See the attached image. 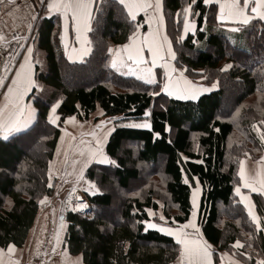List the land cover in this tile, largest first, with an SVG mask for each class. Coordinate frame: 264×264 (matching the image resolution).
<instances>
[{"label": "trees", "instance_id": "trees-1", "mask_svg": "<svg viewBox=\"0 0 264 264\" xmlns=\"http://www.w3.org/2000/svg\"><path fill=\"white\" fill-rule=\"evenodd\" d=\"M161 2L165 32L176 53L173 65L191 81L200 80L205 86L215 81L217 87L196 100L173 98L161 91V68L155 69L156 83L149 85L111 67L109 47L127 42L142 18L130 20L118 0L96 3L88 33L91 51L81 62L66 58L56 18L40 19L37 47L44 54V65L36 64L38 83L29 94L35 119L7 140L0 137L1 247L24 243L39 201L54 193L48 163L64 119L75 115L86 120L100 107L104 117L118 118L116 123L147 119L151 128L115 125L104 151L116 164L91 162L85 169V178L95 182L99 191L85 192L91 217L65 213L64 243L70 253L81 254L85 264H168L179 245L157 229L145 230L146 210L156 212L159 199L168 225L186 222L190 188L197 179L198 221L206 240L218 249L246 252L249 264L264 255V196L249 193L262 222L263 229L257 230L233 191L240 181V154L257 158L251 154L260 139L255 123L264 134L260 123L264 120V21L255 17L248 25L234 23L241 30L233 32L216 19L215 3L196 0L188 14L195 28L183 33V8L192 0ZM225 63L232 67L220 71ZM92 74L86 83L71 86L64 80ZM232 92L228 110L221 113L223 99ZM57 101L53 115L58 121L53 124L48 113ZM158 163L164 178L161 188L145 175ZM135 192L139 195H132ZM112 207H117L114 218L103 212ZM237 239L241 248L233 247Z\"/></svg>", "mask_w": 264, "mask_h": 264}, {"label": "snow or ice", "instance_id": "snow-or-ice-1", "mask_svg": "<svg viewBox=\"0 0 264 264\" xmlns=\"http://www.w3.org/2000/svg\"><path fill=\"white\" fill-rule=\"evenodd\" d=\"M196 0H192V3L185 5L183 8L184 16V31L187 32L195 27L194 21H190L189 13H191L193 5ZM119 3L124 6L127 11L128 18L132 21H136V13L144 12L146 17V23L149 26V31L143 34V40H140L134 31L129 36L130 44L123 45V48L127 51L128 59L131 60L135 65L140 66L146 63L143 56V50L147 48L148 55L151 58L152 65L155 66L158 60L163 59L165 63L162 64V67L165 69V75L167 80L163 83L161 88L162 92H167L169 96H177L179 99L184 100H196L200 95L201 91H210L212 88L217 87V83L214 81L210 87H205L203 85L194 83L189 80L187 76L183 74V70L175 69L167 63L168 59H175L176 53L172 48V42L169 40L168 35L163 31L164 28V16L162 13V3L161 0H119ZM204 4H211L213 0H203ZM215 3L219 5V11L216 13V19L220 21H232L241 25H248L254 17H258L260 20L264 21V0H215ZM0 4H4V0H0ZM6 6H15L16 0H7ZM92 0H47V9L48 13L56 12L59 16L64 19L71 15L72 27L77 34V39L80 40L83 37V44L79 51L75 48L70 52L68 50L67 44L65 43L64 32L60 33L61 43L65 45V56L69 60H76L87 55L91 51L90 42L87 37L84 36V33L90 31V21L92 19ZM250 8L251 14H249L248 9ZM11 14V13H9ZM37 17L32 15L31 12L25 19L35 20ZM155 22L156 28H153V23ZM15 26V25H14ZM28 28H31V23L27 24ZM136 30H139V24L135 25ZM241 29L239 27L232 28L233 32H238ZM17 37L14 35L13 39ZM179 39H183L181 36ZM5 41V34L0 31V43ZM178 42V41H177ZM166 48V52H165ZM32 51V46H28V53L25 54L24 61L19 63V67L15 69V75L11 76L10 83L6 85V91L3 93V102L0 103V137L7 140L8 137L15 133L21 131L22 128L28 127V125L35 118V109H32L30 105H26L23 102L24 95L31 89L33 85L36 84V81L32 79L30 71V53ZM113 49L109 48V52H112ZM119 53V49H117ZM119 63H124L123 59L117 55L114 56L111 60V67L117 69ZM231 63H225L220 71H226L231 68ZM140 71L146 72L147 75H138L137 70L129 68L128 72L123 73L124 75H136L138 79L143 80L146 84L156 83L155 78L152 75L151 68L139 69ZM10 71L7 65V60L4 63V68L0 70V85L5 84V73ZM179 71V76H174L175 72ZM203 70H201L202 72ZM201 79H204L201 76ZM152 95H156L155 92ZM59 101L56 104L52 105V110L48 113V119L51 123L55 124L58 117L53 115L56 107L58 106ZM27 109L28 117L25 119L24 113ZM239 109H237V114ZM235 115V114H234ZM144 116L147 118L149 116L148 110H145ZM75 121L74 117H68L65 120V123L68 121ZM111 123V121L101 120L95 128H101L104 124ZM264 124V120L260 122ZM136 128H151V124L147 119L143 122L135 123L131 125ZM255 127V125L253 126ZM114 129L108 128L102 135H97L95 129L87 133L94 140V144L89 142L85 145L84 141H80L81 146H77L75 151L78 152L76 159L72 161L74 166L73 175L75 176L76 182H83L95 188L96 191H99L96 188L95 182L86 180L84 175V169L87 168L88 164L92 160L96 159L99 163L102 164H116L115 160H112L104 151L103 144L108 139V134L111 133ZM167 130V128L165 129ZM159 135V133H156ZM63 140L64 137L62 136ZM260 139L264 141V134H261ZM75 137H73V141ZM71 143V141H70ZM57 151H60V145H57ZM65 154V163L67 162L68 149L64 150ZM186 159V158H185ZM261 161H264V156H262ZM51 174H52V163L49 164V187L51 184ZM240 177V182L233 191L241 197L240 202L244 204L245 209L247 210L248 216L251 218L252 222L255 224L257 230H260L262 227V222L260 218L254 212V205L251 203L249 197L241 192V186L244 188L251 189L253 192H264V169H261L251 175L246 173L245 169V160H239V170L237 173ZM187 183V180H185ZM258 185V186H257ZM198 190V189H197ZM193 191L192 195V206L193 209L196 208V191ZM72 191H75V184L73 185ZM132 195H139V192H135ZM71 194H69L70 198ZM79 199V198H77ZM48 201V197L45 196L39 201L40 204H44ZM88 205L83 203H78L73 211L82 210L87 208ZM150 215H154L151 209H147ZM161 220H164V216H160ZM147 228L159 229L161 232H165L167 235L175 238L176 243L179 245V257L177 259V264H212L213 260V249L212 246L199 236V227L195 223L193 218H189L184 224H179L175 228L173 227H163L156 223H151L149 221L144 222ZM63 226V225H62ZM191 228L195 231V235L186 231V229ZM57 239L60 238V232L56 233ZM251 247V244L248 245ZM233 247L239 248L242 247V242L237 239L234 242ZM52 251L55 253V245L52 246ZM65 249V253H66ZM15 252V246L12 243L7 245V253L10 256L8 261H5V250L0 248V264H20L19 261L11 259V254ZM228 255L227 253L222 254ZM243 255L247 256V253ZM250 258V257H249ZM41 264H44L41 261ZM72 264H80V259L77 257ZM223 264V261H221ZM232 264H240L239 261L234 260ZM256 264H264V259L256 261Z\"/></svg>", "mask_w": 264, "mask_h": 264}, {"label": "crops", "instance_id": "crops-1", "mask_svg": "<svg viewBox=\"0 0 264 264\" xmlns=\"http://www.w3.org/2000/svg\"><path fill=\"white\" fill-rule=\"evenodd\" d=\"M98 1L99 0H92V5H93L92 16H93V12H94V7ZM241 2H242V0H241ZM253 2H254V0H253ZM213 3H215V0H213ZM215 4L217 6V11H216V13H217L219 11V5L217 3H215ZM6 5H7V0H4V4H0V31H2L5 34V41L3 43H0V70H2L4 68V63L7 60V65H8V68L10 69V71L5 73V84L0 85V103H2L4 100L3 93L7 90L6 85H7V83L11 82L10 78H11V76L15 75V69H17L19 67V63L21 61H24L25 54L28 53V46L29 45L32 46V51L30 53V71H31L32 79L34 81H36V72H35L36 64L40 65V68H41V66L44 65V54L41 51V49H39L37 47V32H38L37 27H38V22L40 21V19L49 18V17H55L56 18V20L59 22V38H60V33L64 32L65 43L67 44L68 50L70 52L74 48L77 51H79L82 47H84L83 37H81L80 40H78L77 34L72 27L71 15L69 14L68 17L62 19L59 16V14L56 12H52L50 15L47 14L48 13L47 0H16V5L19 6L18 8L15 6H6ZM248 11H249V14H251L250 8L248 9ZM30 12L32 15H35L37 17L35 20L25 19V17H27ZM9 13H11V14H9ZM162 13H163V8H162ZM139 16L142 17L141 20L138 22L139 30L137 31L135 28L134 31L136 32L139 39L143 40V38H144L143 34L147 33L149 31V26L146 23V17H145L144 12H137L136 13V21L138 20ZM256 18H258V17H256ZM190 21H192V20H190ZM218 21L221 22L223 28L228 29V30H232V28L238 27V26L234 25V22H232V21H220V20H218ZM28 23H31V25H32L31 28L27 27ZM226 23H230V24L233 23V24L227 25ZM90 24H91V21H90ZM153 28L154 29L156 28L155 22L153 23ZM194 28L189 30V31L192 32L194 30ZM163 31L165 32V28H163ZM88 33H89V31L84 33V36H86L88 41L90 42L89 37H88ZM183 33H185L184 27H183ZM14 35L17 37L16 39H13ZM60 43H61V39H60ZM130 43L131 42L128 39V41L125 43L109 47V48L113 49L112 52H109L110 53V64H111L112 58L114 56L119 55L124 61V63H119V61H118L119 69L122 68L123 66L124 67L128 66L129 68H131V65H135L131 60L128 59L127 51L123 48V45L130 44ZM61 46H62L63 50L65 51V45L61 43ZM117 49H119V53H117ZM89 52H88V54H89ZM165 52H166V48H165ZM88 54L83 56L82 58H78L76 60H69L67 56H66V58L72 62H81L88 56ZM142 54L145 58L146 63L143 65H140V66L136 65V66H134V68L132 67L133 70H137V68L141 69V66H147L146 68L152 69V74L155 73L156 68H161L165 72L164 67H162V64L165 63V61L163 59L158 60L155 64V66H153L151 58L148 55L147 48H145L143 50ZM167 63L172 65L173 59H168ZM164 72H163V77H162L163 78L162 79V87H163V83L165 82V80H167V76L164 74ZM137 73H138V75L139 74L143 75V71L137 70ZM173 75L179 76L180 73H179V71H177ZM133 76L136 77V75H133ZM193 82L200 84V85H203L202 82L199 80L193 81ZM37 83L38 82L36 81V84ZM36 84L33 85L31 87V89L23 97V102L26 105H27V102L29 99L32 100V98H29V94L31 93L32 89L36 86ZM203 86H205V85H203ZM205 87H210V86H205ZM212 89H214V88H212ZM207 92L208 91H206V92L201 91L200 95L203 93H207ZM164 93L166 95H168L167 92H164ZM170 97L178 98L177 96H170ZM31 108L35 109V115H36V107L34 106L33 103H32ZM25 114H26V109H25L24 115ZM54 116L58 117L57 115H54ZM69 117H74L75 120L79 121V123L77 121H71V120H69L68 123H65V120H67L68 117H66L64 119L63 125L60 129L59 136L57 138L56 147L54 150L56 157H58L59 152L61 151V150L59 152L57 151V145L61 144V141H62L61 137L62 136L64 137L63 140H70V139L73 140L74 135L78 132V128H80V123H83V124H81V127H87V128H88L87 125L90 124L92 128L89 129L88 133L90 131H92L93 129H95L97 135H102L105 131H107L108 128L114 129L115 125H132L134 123L133 121L116 123L117 121H119V119L118 118L116 119V118L104 117L103 111L100 107H97L96 110L93 113H91L89 118L86 120H81V119L77 118L75 115H72ZM34 119L28 125V127L33 123ZM101 120H104V121L110 120L111 123H106L101 128H95V125H97ZM57 121H58V119L56 120V123H57ZM85 123H87V125H85ZM26 128H22L21 130H24ZM85 132H86V130H84L82 132V134L84 135ZM109 134H108V137H109ZM83 137L85 138V141H84V142H86L85 145L89 144V142L94 144V140L91 136L86 134V137L85 136H83ZM106 142H107V140L103 144V149H105ZM56 157H54V160L56 159ZM58 161H59V159H57V163H58ZM50 162H52L51 159L48 163V179H49V164H50ZM92 162H98V160H92ZM55 166H59V165H55ZM52 167H53V164H52ZM252 167H253L252 162L245 160L246 173H249L251 175H255V173L257 171L264 169V166H262L261 164L258 165L257 168H255V169ZM85 169H84V172H85ZM53 177L54 176L51 174V181L53 180ZM194 181H195L194 185H192L190 188L191 208H190L188 219L190 217L194 219L195 223L199 227V236H201L204 240H206V238L202 234V231H201V228L199 225V221H198L199 220V218H198V208H199L198 205H199V203L198 202H199V198H200V190L201 189L197 183V179H194ZM194 190H197L196 191V208L195 209H193V206H192V195H193ZM249 190L250 191H248V190L243 191L242 193H245L249 197L251 203L254 205V202L252 201L250 194H249L250 192H253V191L251 189H249ZM54 192L59 193V191H57L56 189L54 190ZM257 193H261L264 196V192H257ZM50 197H53V195H50ZM237 197H238V200L240 201L241 197L239 195ZM241 204L244 206L243 203H241ZM254 212L259 217V215L256 211V206L254 207ZM147 213H148V211H147ZM62 214H63V209L60 206V202H58L57 200L47 202L46 204H40L37 215H36L32 225L28 231V234H27V237H26L24 243L20 246L14 245L15 246V252L11 254V259H15V260L19 261L20 264H41V261H43L44 264H72V261H74L77 257H79L80 264H85L83 259H82L81 254L70 253L68 251L65 243H64V235H65L64 233L66 230V222L63 219ZM91 216H92V214L89 215V217H91ZM184 223H182V224H184ZM177 225H179V224H175V226H170V227L175 228ZM254 226H255V224H254ZM152 229H154V228H152ZM261 229H263V228L261 227ZM57 231L60 232V238L59 239H57V237H56ZM186 231L195 235V231L191 228L186 229ZM162 233H165V232H162ZM172 238L175 240L174 237H172ZM207 242L212 246V249H213L212 264H215V262L217 264H221V261H223V264H232V262L234 260L239 261L240 264H249L248 263L249 254L247 256L243 255L246 252L239 251L238 253H235L234 250L218 249L209 241H207ZM53 245H55V248H56L55 253H53V251H52ZM0 248L5 250L4 259H5V261H8L10 259V256L7 253V246L6 247L0 246ZM65 249L67 250L66 253H65ZM224 253H227L228 255L222 256V254H224ZM178 257H179V250H178L177 255L168 264H177ZM260 259H264V255L262 257H258L257 259H255L254 263L256 264V261L260 260Z\"/></svg>", "mask_w": 264, "mask_h": 264}, {"label": "rangeland", "instance_id": "rangeland-1", "mask_svg": "<svg viewBox=\"0 0 264 264\" xmlns=\"http://www.w3.org/2000/svg\"><path fill=\"white\" fill-rule=\"evenodd\" d=\"M134 66H136V65H131V68L132 67L134 68ZM146 67L147 66H141V69L146 68ZM171 67L180 70L179 68L175 67L173 65V63L171 65ZM137 70H139V69L137 68ZM128 71H129V67L128 66L127 67L123 66L122 68H120V70L118 72L120 74H123V73L128 72ZM163 72H164V70H162V77H163ZM164 74H165V72H164ZM143 75H147V73L143 72ZM152 75L155 78V80H157V76L155 75V73H153ZM94 76H95V74H92L89 77L88 76H86V77L75 76L74 77V76H70L69 75V76H65L64 80H65V82L68 85L72 86V85L77 84V83H84V82L86 83L87 81H90L91 78L94 77ZM161 88H162V86H161ZM233 97H234V93L233 92L231 94L227 93V95L223 99L224 101H222V103H221V109H220L221 113H225L228 110V107L230 106V103H231ZM32 103H33L32 100L29 99L28 102H27V105L32 106ZM24 117H25V119L28 117L27 109H26V114L24 115ZM75 121H77V120H75ZM77 122L79 123V121H77ZM81 124H83V123H80V128H78V132L74 135L75 140L74 141L71 140V139L70 140H62L61 144H59L61 151L59 152L58 157H56L55 153H53V155H52V158H51V160H52L51 163L53 164L52 175L54 177H53V180L51 181V183L54 184V188L57 191H59V193L54 192L52 194L53 197L47 196L48 197V201L47 202H51L53 200H57L58 202H60V206L62 207V209H64V207L66 206L65 199H66L68 193H70L72 191L73 185L75 184V191L74 192H76L77 194L80 195V197L84 200V203H86V205H88V208L90 210V212H86L85 211L86 213L83 212V211H80V210H77L75 212H79L81 215L89 216V215L92 214V209H91V206H90V204L88 203V201L86 199V196H85L86 193L85 192L86 191H93L94 188H91V186L86 184V183L76 182L75 181V176L73 175V172H74L75 169H74V166L72 164V161L74 159H76L77 156H78V152L75 151V148L77 146L83 147V145H80V141L81 140L85 141V138L83 136L86 137V134L88 133L89 129L92 128L90 124L87 125V123H85V125H87L88 128L87 127H81ZM254 125H255L254 130L257 133L258 137L260 138L262 133H261V131L259 129V126L256 123ZM84 130H86V132L83 135L82 132ZM70 141H71V143H70ZM84 144H86V142H84ZM65 149H68V156H67V162L66 163H65V154H64V150ZM254 151H259V154L257 155V153L254 152ZM254 151L252 150L251 154L253 156H256L257 158H255V157L251 158V156L249 154L242 153V154H240V157H241L240 159H245V160H248L249 162H252V166H253L252 168L255 169L260 164L262 166H264V161H261V159H260L262 156H264V141L259 139L258 147L256 149H254ZM54 157H56L55 160H54ZM57 159H59L58 163H57ZM94 160H96V159H94ZM55 165H59V166H55ZM159 167L160 166H159V163H158V164H156V168L157 169H155L153 171H150V174L147 172L145 175L148 176L151 181L155 182L154 183L155 187L159 186L161 188L162 184L164 183L163 182L164 178H163L162 171L160 169L161 167L160 168ZM238 170H239V163H238L237 173H238ZM86 180H88V179H86ZM239 180H240V177H239ZM238 185H239V183L235 187H237ZM110 188L112 190H114V192H116L115 187L110 186ZM141 189L143 190L144 188L141 187ZM246 190L250 191L248 188H244V187L241 186V192L246 191ZM156 201H157V205H159L158 206L159 208H158V210L156 212L152 211L154 213V215H150L149 212H148V214L150 216L149 217V222L159 224V225H161L163 227H170V225H168V223H167L166 218L164 220H160V216L163 215L162 211H161L162 202L159 199H157ZM47 202H45L44 204H46ZM71 205L72 206H70L69 208H65V209L66 210H72L73 208L76 207L74 205V202ZM116 209H117V207L104 208L103 212L107 216H111L112 218H114L116 216L115 215ZM156 217L160 220L159 223L157 221H154V219Z\"/></svg>", "mask_w": 264, "mask_h": 264}, {"label": "bare ground", "instance_id": "bare-ground-1", "mask_svg": "<svg viewBox=\"0 0 264 264\" xmlns=\"http://www.w3.org/2000/svg\"><path fill=\"white\" fill-rule=\"evenodd\" d=\"M69 194H71L70 198H69ZM78 194L76 192H73L71 191L70 193H68L66 199H65V204H66V208H69L70 206H72L71 204L74 202V205L76 206L78 203H83V204H86L84 203L83 201H81L80 199H77L78 198ZM86 210L87 211V208L85 209H82L80 211H84Z\"/></svg>", "mask_w": 264, "mask_h": 264}, {"label": "water", "instance_id": "water-1", "mask_svg": "<svg viewBox=\"0 0 264 264\" xmlns=\"http://www.w3.org/2000/svg\"><path fill=\"white\" fill-rule=\"evenodd\" d=\"M79 199L82 201L83 199L79 196ZM86 212H90V210L89 209H87V211Z\"/></svg>", "mask_w": 264, "mask_h": 264}]
</instances>
